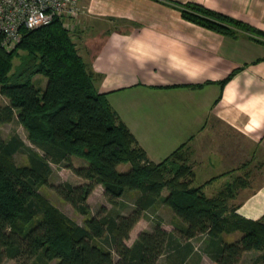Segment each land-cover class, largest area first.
I'll return each instance as SVG.
<instances>
[{
    "label": "trees",
    "instance_id": "1",
    "mask_svg": "<svg viewBox=\"0 0 264 264\" xmlns=\"http://www.w3.org/2000/svg\"><path fill=\"white\" fill-rule=\"evenodd\" d=\"M181 8L185 20L224 36L242 30L264 37L255 26L203 5ZM86 67L62 19L23 30L11 50L0 47V99L8 100L6 105L0 100V264L6 259L20 264H158L164 255L168 264H191L196 257L199 264L203 256L194 239L201 236L202 253L213 264H240L251 252L262 253L252 264H264V219H245L229 207L241 181L207 196L202 186H192L185 145L164 161L151 162L107 94L97 92ZM36 75L48 79L43 90L33 82ZM14 119L41 153L16 133L3 137L1 127ZM19 153L28 155L27 165L17 164ZM73 157L88 164L75 167ZM52 164L64 165L84 181L54 187L79 214H89L88 199L98 185L114 205L138 192L132 213L104 207L82 227L39 193L49 183ZM120 164L129 170L119 171ZM165 189L170 193L163 197ZM159 203L171 208L180 223L173 231L157 224L127 245L134 226ZM236 232L242 233L240 239L227 243L224 234Z\"/></svg>",
    "mask_w": 264,
    "mask_h": 264
},
{
    "label": "crops",
    "instance_id": "2",
    "mask_svg": "<svg viewBox=\"0 0 264 264\" xmlns=\"http://www.w3.org/2000/svg\"><path fill=\"white\" fill-rule=\"evenodd\" d=\"M187 3L264 32V0H82L69 31L97 92L148 159L160 163L185 145L193 186L207 196L252 181L233 202L256 222L264 219V45L185 20Z\"/></svg>",
    "mask_w": 264,
    "mask_h": 264
},
{
    "label": "rangeland",
    "instance_id": "3",
    "mask_svg": "<svg viewBox=\"0 0 264 264\" xmlns=\"http://www.w3.org/2000/svg\"><path fill=\"white\" fill-rule=\"evenodd\" d=\"M63 21L65 22L66 26L69 28L68 24L70 20L64 19ZM238 33H245L247 34V37L249 38L254 37L256 39L264 41L263 36L256 35L254 33H248L246 31L237 30V34ZM17 64H19L18 59L15 60V65ZM47 81L48 79L45 78L44 76L36 75L34 77L33 82H35V84L41 90H43L47 85ZM0 100H1L2 105H6L8 103V100L5 99L4 97H1ZM1 131H2L1 133L4 138H9L14 133L20 135L21 138L26 142L25 143L26 145H28L30 148L34 149L35 151H38L41 153V151L38 148H36L33 144H31L32 142L29 140V132H27V129L23 125H21L18 120L14 119L13 122L4 124L1 127ZM27 156L28 155L25 153H19L18 155H16L15 160L17 164L27 165L29 163V159ZM73 164L75 165V167H79L81 165H87L88 163L83 159L73 157ZM188 165L190 166V164ZM51 168H53V173L50 179H48L49 183L47 185L45 184L41 186L39 193H41L42 196L48 199L52 203V205H54L55 207L60 209L64 214H66L67 217H70L72 220L77 222L82 227L86 225V222L89 218H91L93 215L95 216L96 214H98L104 207L106 208L107 211L119 213L120 215H127V214L132 213L134 209V204H135L134 201H136V198L138 197V194H139L138 192L133 191V192L125 194V196H123V198L120 199L119 202H117L118 204L114 205L110 203L108 198L105 196L104 191H103L104 187L102 185H98L96 189L93 190L94 192L90 195L88 199L87 204H89V207H90L89 214L85 216L79 214L71 205H69L68 202H66L58 193H56V190L54 189V187L62 183L68 182V181L69 183L74 184V185L84 183V181L80 179L78 176H76L71 170H69L68 168H65L64 165L59 166V165L52 164ZM129 168H130L129 165L120 164V166L118 167V170L124 172V171H128ZM190 178L191 176H189V179ZM251 182L252 181L244 180V184L242 185H246L248 183L251 184ZM253 182L257 184L259 181L256 180ZM254 183L252 185H254ZM192 186H193V183H192ZM239 188L240 187H238L236 191L239 190ZM169 193H170V190L165 189L162 193V196L165 197ZM214 196H209V197H214ZM233 206H234V202H233V199L231 198L229 200V207H233ZM172 211L173 210L169 208L168 206H166L165 204L159 203L156 209L145 212L143 219L140 222H138L137 225L134 226L135 228L131 232V238H129L130 240L127 241V245L133 246V244L137 240L136 238H138L140 233L153 232L156 227L155 225L157 224H160L168 231H173L175 229L176 224L180 223V220L175 216V214ZM236 233H229V234L225 233L224 234L225 241L231 244L236 242L238 238L242 236L241 235L242 233L240 232L238 234ZM202 239H203V236L197 239H194V242L196 244V249H199L197 252L198 253L201 252V255L203 256L199 264H211V261L209 260V258H207V256L203 255L202 253L201 248H203L204 246ZM96 241L99 245L103 244L99 240H96ZM261 255H262L261 252L248 253L246 254L245 259L243 260L242 264H252L256 260V258L260 257ZM197 259L198 258L196 257L195 260ZM117 260H118V257L115 255V261ZM195 260L191 261V264H197V261ZM166 261H167V255H164L159 259L157 263L158 264H168L166 263ZM56 263H57L56 261H53L50 264H56ZM4 264H20V263L17 260L6 259Z\"/></svg>",
    "mask_w": 264,
    "mask_h": 264
},
{
    "label": "built area",
    "instance_id": "4",
    "mask_svg": "<svg viewBox=\"0 0 264 264\" xmlns=\"http://www.w3.org/2000/svg\"><path fill=\"white\" fill-rule=\"evenodd\" d=\"M82 0H0V47L13 49L23 30H34L55 19H71L81 12Z\"/></svg>",
    "mask_w": 264,
    "mask_h": 264
}]
</instances>
